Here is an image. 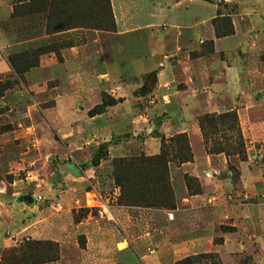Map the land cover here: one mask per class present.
I'll use <instances>...</instances> for the list:
<instances>
[{
	"label": "rangeland",
	"instance_id": "obj_1",
	"mask_svg": "<svg viewBox=\"0 0 264 264\" xmlns=\"http://www.w3.org/2000/svg\"><path fill=\"white\" fill-rule=\"evenodd\" d=\"M200 1L214 5L216 11L214 18L209 23L212 37L202 38L196 47L186 48L184 38L182 40L180 39L181 36L177 37L174 35L168 45V48L172 47V50L159 57L161 61L159 66L149 72L129 74L127 71L115 73L111 70L99 76V73L91 71L90 65H88V69L85 67L86 75L90 79L97 81L99 87V91L96 90L98 96H95L94 102L100 99L97 105L99 106L103 101H106L107 106L101 114L109 112L107 124L112 129H110L111 133H113L114 128V131L121 133L119 135L112 134L113 137H110L109 143H105L107 156L97 166L91 164V158L102 144H99L101 143L100 139L93 137L89 133V129L94 126L88 124L90 117L88 112L94 106L86 113V117L83 120H73L74 124L71 125V128L67 125L63 126V124H60L62 121L52 119L49 117L48 112H44L45 108H54V100L44 103L39 102L40 100L32 96L31 98L37 103L32 100L33 107L29 111L24 110L26 105L24 101L20 100L21 97L18 94L12 99L8 97L10 100L7 99V102L2 100L1 97L6 96L8 93L13 94L16 86H21V84L16 80L0 79L1 84L10 82L12 85L5 92H0V240L14 236L21 225L27 226L32 222L30 221V218H32L30 215L28 217L19 216V210L16 207L17 202L20 203L18 201L20 196L31 195L33 197L35 204L30 207H35V214L39 213V219L43 221L55 218L59 219V224H62V219H67L68 217H62L59 214L63 213L64 210H68L67 215H69V223L72 226L76 227L77 224L83 221H97L101 225H112L119 232V235L122 236L125 234L123 227L126 224H133L129 234L136 235L137 231L147 228L146 224H148V221L151 220L153 223V220H155L157 223V219H150L144 213L145 211H164L166 215L174 214L176 199L170 170L176 165L175 163L169 165L170 186L174 199V208L172 209L147 208L136 203L125 204L120 197V188L114 181L112 166L114 159L155 156L150 155L147 150L136 153V149L140 148L145 139L153 140L154 135H159L160 125L167 119L166 114L162 112L165 111L163 106L160 105V108H154L156 103L159 102V99H155L154 93L158 82V73L167 67H170V70L164 72L165 79L173 83L175 91H181L188 82L193 83V87L198 86L200 88L202 84L224 83L226 65H239L240 76L238 80L240 84L238 86L237 83L236 88H232L224 98V105L228 106V102H235V109H229L225 113L232 111L236 113L244 141L246 161L250 160V170H258L262 176L260 185H253L247 191V197L243 194L239 196L237 194L238 185L236 184H238L240 172L237 165L246 161H240L237 156H226L223 153L210 155L206 151V154L212 157L220 155V158H225L228 162L226 171H228L232 181V192L234 193L232 200L229 202L238 203L239 208L242 210L246 209V207L249 209L262 208L264 210V0ZM27 3V0H0V34L4 37V39L0 38V47L2 48L1 55L3 57L15 53L14 50L7 48V45L15 38H36L42 33L51 35L71 30L116 32L110 0L109 8L115 26L112 31L100 30L96 27V25H105L110 29L111 26L108 7L101 0H50L51 10L49 15L47 14L48 21L45 24L42 21L44 18L43 14H45L44 9L40 7V3L36 2V0H33L30 5L33 11L32 14L35 15L33 20L15 19L16 15H24V12L27 11V8L22 9ZM218 11L222 14L221 16H218ZM253 12L260 15L261 19L255 26H250L247 16H253ZM210 14V8L188 3L183 4L179 10L170 9L168 13L169 17L172 18L179 17L180 19L181 17L187 21L196 20L193 22V24H196L195 28H193L194 32L197 31L196 33L198 31L203 33L208 29L205 23ZM222 16H229L233 33L218 38L216 37L212 21ZM236 20L239 23L241 22L243 29L237 31L240 36L241 46L232 47L229 50L217 49L215 44L217 40L235 35L233 22ZM226 28H219V30L223 32ZM168 31L170 30L160 27L155 29L154 33H169ZM120 43L121 41H119ZM223 43L230 45L232 40H226ZM30 44L28 45L33 48L35 46H48L41 41ZM178 45L180 47L177 50ZM29 46L24 47L20 52ZM55 46L58 47L57 45ZM97 48L98 45L95 49ZM116 51L121 52L119 48ZM20 52L18 51L17 53ZM56 54L58 61L61 62L62 57L58 50ZM125 56H127V53L124 55L121 53L117 55V58L126 60ZM110 59L111 57L108 56L107 60ZM123 66L125 67L126 65ZM76 73L78 72L71 74ZM131 81L138 85L135 86L133 92H130L127 87V83ZM21 82H23V78ZM57 85L58 81H52L46 87L52 88ZM145 95L153 98L155 102L144 104L140 100H136ZM160 101L163 103L161 98ZM201 101L203 103L202 99ZM205 114L216 113H207L201 109L199 116ZM63 130L65 131L63 132ZM176 135L178 134L172 137ZM172 137H161L160 146L162 140L167 141ZM188 143L190 146L189 138ZM221 175H224V173H221ZM66 176L71 177V184L64 182V177ZM185 176L182 177V181L186 184ZM191 188L192 190H197V182H191ZM188 193H190L189 190ZM254 213L255 211L253 210ZM8 224L13 229L7 228ZM153 225L157 226L158 224H151V226ZM75 227L72 230L70 229V232L67 231L65 233V241L76 242L77 246L83 250L87 245V237L82 232H76L74 230ZM16 228L18 229L16 230ZM126 228H129V226H126ZM218 228L221 233H234L236 230V228L227 225H221ZM33 229L34 233H36L41 230V227H33ZM167 233L169 234L167 244L170 245L178 239V235L175 233ZM32 235H25L19 239L12 238L10 241L11 245L8 247L0 244V264H5L4 262L7 261L6 256H8L7 252L11 248L18 247L23 242L52 241L34 240L31 238ZM52 242L58 245L60 256V245L55 241ZM213 243L216 245L223 243V238L219 233L214 238ZM226 250L228 249L226 248ZM251 251H255L252 245H250V250H247V252L241 247L236 252L240 253L237 255L238 258L225 264H252V256L249 255ZM145 253L149 254L147 249L138 255L141 256ZM135 254L137 255V251ZM206 254H214L218 257L217 254L209 252L186 258L203 257ZM224 258L227 259V256L224 255ZM210 262V260L201 258L198 264H210ZM221 264L223 263L221 262Z\"/></svg>",
	"mask_w": 264,
	"mask_h": 264
},
{
	"label": "crops",
	"instance_id": "obj_2",
	"mask_svg": "<svg viewBox=\"0 0 264 264\" xmlns=\"http://www.w3.org/2000/svg\"><path fill=\"white\" fill-rule=\"evenodd\" d=\"M225 1L232 2L231 0ZM49 2L50 0H42L40 3V7L44 9L45 13L42 20L44 24L48 21L47 14L49 15L51 10ZM185 3L211 9V14L205 23L208 29L203 33L194 32L193 28L196 24L193 22L196 20L187 21L181 17L180 19L179 17H169L170 9L179 10ZM110 4L116 24L115 33L98 30H71L51 35L42 33L36 38H15L8 44L7 48L14 50L15 53L36 41H41L48 46L53 44L58 46L62 61H58L56 52L41 55L39 65L24 74L23 82L9 67L6 56L1 55L2 48L0 47V79L16 80L21 84V86H16L13 94L8 93L1 97L2 100L7 102V99H12L18 94L21 97L20 100L24 101L26 105L25 111L31 110L33 102L37 103L31 98L32 96L44 103L54 100V108H45L44 112H48L50 118L62 121L60 124L63 126L67 125L71 128V125L74 124L73 120H83L91 107L97 106L100 101V99L97 102L93 100L95 96H98L96 90L99 91V87L97 81L86 75L85 67L88 69V65H90L91 71L99 73V76L111 70L115 73L127 71L129 74L149 72L159 66L161 62L159 57L172 50V47L168 48V45L174 35L181 36L182 40L184 38L186 48L196 47L204 37H212L209 23L214 18L216 9L214 5L205 1L110 0ZM252 14L253 16L247 17L250 26H255L261 18L256 12ZM34 16V14H22L16 15L15 19L30 21L34 19ZM233 24L235 35L217 40L215 43L217 49L229 50L232 47L241 46L240 36L237 33L238 30H243L241 22L236 20ZM160 27L170 30L169 33H154V30ZM0 35V38L4 39L2 34ZM226 40H232V43L224 44L223 42ZM119 41H121L120 44ZM97 45L98 48L95 49ZM179 47L178 45L177 50ZM118 48L121 52L116 51ZM121 53L122 55L127 53L126 60L117 58V55ZM108 56L111 57L110 60H107ZM167 68L159 71L158 82L154 90L155 99H159L154 108L163 106L165 111L162 112L166 114L167 119L160 125L159 135H154L153 140L145 139L140 148L136 149V153L147 150L150 155H156L160 151L161 137L169 138L175 134L188 136L193 160L175 165L170 170L176 199L173 220H168L166 218L168 214L166 215L164 211H145L144 213L150 219H157V223L155 220L153 223L158 225L151 226L153 223L150 220L148 224L145 223L147 228L139 230L140 232L137 231L136 235H130L129 230L133 224H126L123 227L125 234L122 236L112 225H101L97 221H83L76 227L72 226L69 223L68 210L59 214L62 217H68L62 219V224H59V219L55 218L43 221L39 219V213L35 214V207H30L33 205L17 202L16 208L19 210V216L28 217L30 215L32 222L27 226L21 225L19 229L16 228L18 230L15 235L3 238L0 240V244L8 247L11 245L12 238L19 239L25 235H32V233L31 238L34 240L55 241L60 245V258L58 261L48 264H175L183 258L209 252L217 254L220 261L225 264L238 258L237 255L240 253L236 252L241 247L247 252L252 245L255 250L249 253L252 256V264H264V210L262 208L249 209L248 207L242 210L238 203L229 202L234 193L232 192V181L226 171L228 162L225 158H220V155L212 157L206 154L202 134L196 120L201 109L207 113L216 114L235 109V102H228L229 105L226 106L224 98L232 88H236L237 83L239 86L240 67L235 64L226 65L224 83L202 84L200 88L193 87V83L188 82L181 91H175L173 83L165 79L164 72L170 70V67ZM75 72L78 73L71 74ZM52 81H58V85L47 88L46 85ZM135 86L138 85L133 81L127 83L130 92L134 91ZM136 100H140L144 104L155 102L148 95ZM82 108L84 109L81 110ZM108 118L109 112L89 117L88 124L94 126L89 129V133L100 139L101 143L99 144L109 143L108 140L113 137L112 134H121L119 131H114L115 128L111 133L112 129L107 124ZM249 162L250 160L237 165L240 172L238 184H236L239 196L243 194L247 197V191L253 185H260L262 180L258 170L249 169ZM221 173L224 175L220 176ZM185 175L197 180L200 192L197 194L188 193L186 184L182 181V177ZM64 179L66 184H71L70 176H66ZM10 210L12 209L10 208ZM221 225L231 226L236 230L234 233H221L218 228ZM33 227H41V230L34 233ZM74 227L76 232H82L87 237V245L83 250L77 246L76 242L65 241V233L70 232V229L72 230ZM7 228L13 229L9 224ZM167 232L178 235V239L170 245L167 244L169 235ZM218 233L223 238V243L216 245L213 240ZM241 240L243 243L240 242ZM252 240L254 241L252 242ZM146 249L149 254L138 255ZM224 255L227 256V259L224 258Z\"/></svg>",
	"mask_w": 264,
	"mask_h": 264
},
{
	"label": "trees",
	"instance_id": "obj_3",
	"mask_svg": "<svg viewBox=\"0 0 264 264\" xmlns=\"http://www.w3.org/2000/svg\"><path fill=\"white\" fill-rule=\"evenodd\" d=\"M24 14H32L31 3ZM108 7V16L111 20L110 29L105 25H96L100 30L114 29V23L109 8V0H101ZM41 2V0H36ZM104 4H102L104 6ZM17 12V11H16ZM15 16V13L13 12ZM222 14L218 11V16ZM216 37L221 38L233 33L229 16L217 17L212 21ZM226 28L223 32L219 28ZM60 32V31H55ZM51 34V33H49ZM55 45L29 46L20 53H12L6 57V61L13 73L20 79L24 74L38 66L41 55L48 52H56ZM10 82L0 83V92H5L11 87ZM109 105V104H108ZM107 106L106 101L94 107L88 112L90 117L101 114ZM198 126L202 134L204 145L208 154H225L237 156L240 161H246L244 141L239 129L235 112L222 114H205L198 117ZM106 144L98 147L92 158V165L97 166L102 159L106 158ZM193 160L188 138L185 134H178L167 141L161 142L160 152L155 156H140L130 159H114L112 161L113 177L116 185L120 188V197L125 204L136 203L147 208H174L173 193L169 179V165L175 163L181 165ZM186 185L191 194H197L200 190L196 179L185 176ZM197 182L198 189L192 190L191 182ZM120 198V199H121ZM121 202V201H120ZM5 264H47L59 260L58 245L52 241H26L18 247L11 248L8 252ZM12 256H11V255ZM10 255V256H9ZM210 260V264H221L214 254H206L203 257L196 256L186 258L177 264H198L200 259Z\"/></svg>",
	"mask_w": 264,
	"mask_h": 264
},
{
	"label": "water",
	"instance_id": "obj_4",
	"mask_svg": "<svg viewBox=\"0 0 264 264\" xmlns=\"http://www.w3.org/2000/svg\"><path fill=\"white\" fill-rule=\"evenodd\" d=\"M18 201L27 203L28 205H34L35 204V201L31 195L21 196L18 198Z\"/></svg>",
	"mask_w": 264,
	"mask_h": 264
},
{
	"label": "built area",
	"instance_id": "obj_5",
	"mask_svg": "<svg viewBox=\"0 0 264 264\" xmlns=\"http://www.w3.org/2000/svg\"><path fill=\"white\" fill-rule=\"evenodd\" d=\"M167 219H168V220H173V214H172V213L168 214V215H167Z\"/></svg>",
	"mask_w": 264,
	"mask_h": 264
}]
</instances>
